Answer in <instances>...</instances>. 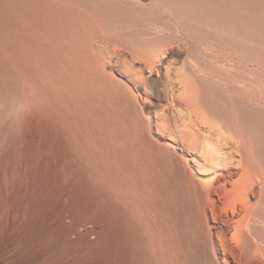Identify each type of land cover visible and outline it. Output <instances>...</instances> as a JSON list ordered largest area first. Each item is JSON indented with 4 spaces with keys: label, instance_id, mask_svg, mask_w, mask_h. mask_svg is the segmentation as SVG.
I'll return each mask as SVG.
<instances>
[{
    "label": "bare ground",
    "instance_id": "1",
    "mask_svg": "<svg viewBox=\"0 0 264 264\" xmlns=\"http://www.w3.org/2000/svg\"><path fill=\"white\" fill-rule=\"evenodd\" d=\"M0 264H264V0H0Z\"/></svg>",
    "mask_w": 264,
    "mask_h": 264
},
{
    "label": "rangeland",
    "instance_id": "2",
    "mask_svg": "<svg viewBox=\"0 0 264 264\" xmlns=\"http://www.w3.org/2000/svg\"><path fill=\"white\" fill-rule=\"evenodd\" d=\"M180 58V55L177 52H172L168 56V60L174 61ZM174 59V60H173ZM161 109V105H153L152 107H148V110H151L152 112H155L157 110Z\"/></svg>",
    "mask_w": 264,
    "mask_h": 264
}]
</instances>
